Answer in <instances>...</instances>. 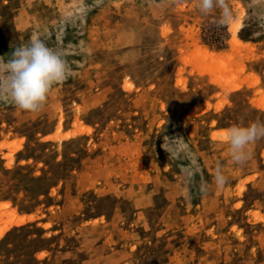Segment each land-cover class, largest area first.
Here are the masks:
<instances>
[{"label":"rangeland","instance_id":"1","mask_svg":"<svg viewBox=\"0 0 264 264\" xmlns=\"http://www.w3.org/2000/svg\"><path fill=\"white\" fill-rule=\"evenodd\" d=\"M226 3L0 0V57L72 68L38 113L0 101V264H264V139L242 166L223 139L264 122V0Z\"/></svg>","mask_w":264,"mask_h":264},{"label":"clouds","instance_id":"2","mask_svg":"<svg viewBox=\"0 0 264 264\" xmlns=\"http://www.w3.org/2000/svg\"><path fill=\"white\" fill-rule=\"evenodd\" d=\"M200 3L206 13L219 4L223 17L230 14L226 0H200ZM222 26L227 27L226 24ZM66 55L63 50L49 47L44 40L33 36L28 43L13 49L7 60L0 57V67L5 68L7 76L6 83L0 80V101L10 102L22 111L40 112L54 86L63 83L72 74ZM223 139L233 163L242 166L251 158L249 146L264 139V122L257 120L247 126L233 125L225 130ZM177 145H182L180 152L175 151ZM162 147L170 159L191 153L179 135L164 136ZM213 182L217 187L227 183L221 164L216 165ZM204 191L206 185L201 184V192Z\"/></svg>","mask_w":264,"mask_h":264},{"label":"bare ground","instance_id":"3","mask_svg":"<svg viewBox=\"0 0 264 264\" xmlns=\"http://www.w3.org/2000/svg\"><path fill=\"white\" fill-rule=\"evenodd\" d=\"M22 222H23V221H22ZM22 222H21V223H22Z\"/></svg>","mask_w":264,"mask_h":264}]
</instances>
